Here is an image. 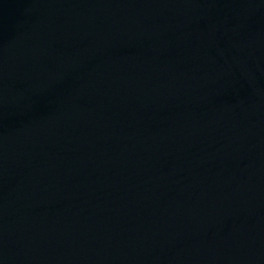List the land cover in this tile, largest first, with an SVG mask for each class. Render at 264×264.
<instances>
[{
	"label": "water",
	"instance_id": "water-1",
	"mask_svg": "<svg viewBox=\"0 0 264 264\" xmlns=\"http://www.w3.org/2000/svg\"><path fill=\"white\" fill-rule=\"evenodd\" d=\"M0 264H264L255 0H0Z\"/></svg>",
	"mask_w": 264,
	"mask_h": 264
}]
</instances>
